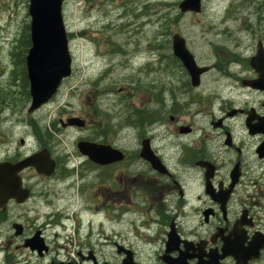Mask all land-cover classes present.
<instances>
[{
	"label": "flooded vegetation",
	"instance_id": "af4514ba",
	"mask_svg": "<svg viewBox=\"0 0 264 264\" xmlns=\"http://www.w3.org/2000/svg\"><path fill=\"white\" fill-rule=\"evenodd\" d=\"M244 29L252 36L243 47L236 39L232 49L212 47L200 78L201 86L213 74L208 93L174 61L167 67L181 75L170 70L169 84L153 86L155 97L151 90L159 111L127 105L99 122L95 111L58 117L61 130L87 133L70 154L29 119L36 147L21 153L19 139L0 163L46 151L54 166L50 175L18 172L17 197L0 200V264H264V36L251 23ZM22 111L0 105V118ZM70 118L83 126L66 125ZM82 142L100 149V163L80 152ZM113 151L122 159L102 163Z\"/></svg>",
	"mask_w": 264,
	"mask_h": 264
},
{
	"label": "rangeland",
	"instance_id": "374dc122",
	"mask_svg": "<svg viewBox=\"0 0 264 264\" xmlns=\"http://www.w3.org/2000/svg\"><path fill=\"white\" fill-rule=\"evenodd\" d=\"M180 1L66 0L62 15L66 32L72 35L68 45L72 74L61 83L55 101L33 116L27 117L23 111L18 112V119L15 114L2 113L0 159L5 157L8 146L15 148L19 139L26 143L25 148H20L21 153L36 147L33 132L27 127L29 119L47 128L53 140L59 143L58 151L70 154L74 140L87 133L77 129L61 130L58 117L92 115L95 111L97 116L91 118L99 122L103 113L116 115L127 105L159 111L161 105L151 102V90L154 97L157 95L153 86L162 88L163 84H169L170 70L181 75L179 68L167 67L175 61L168 43L175 33L185 39L200 66L214 62V44L232 49L236 39L243 47L252 36L244 29L249 23L254 28V37L264 36V22L258 25L255 21V14L264 17V0H203L199 14L183 15L177 9ZM27 9L28 0H0V98L8 93L9 86L12 91L19 90L17 85L21 79L9 78V75L16 70L17 59L12 51L21 39L24 24L29 22ZM166 13L170 17H181L176 23H163ZM158 44L161 48L157 49ZM147 71L152 73L149 79L144 77ZM96 80L99 81L94 83ZM214 85L213 74L208 73L198 92L208 93ZM122 88L128 95L117 93ZM103 90L104 94L100 95ZM162 95L168 104L166 93ZM17 102L15 95L3 103L2 108L8 103L11 107L17 106Z\"/></svg>",
	"mask_w": 264,
	"mask_h": 264
},
{
	"label": "water",
	"instance_id": "95a60500",
	"mask_svg": "<svg viewBox=\"0 0 264 264\" xmlns=\"http://www.w3.org/2000/svg\"><path fill=\"white\" fill-rule=\"evenodd\" d=\"M28 14L30 17V47L25 57L26 75L29 82L31 97L28 112L37 110L56 93L61 81L71 74V57L68 50L67 33L62 17V5L65 0H28ZM181 14L200 13L201 0H182L178 4ZM173 55L178 58L189 74L191 85H199V78L208 71L207 67L195 64L193 56L186 49L185 41L175 34L172 37ZM68 126L82 127L83 122L78 118L66 121ZM65 125V126H66ZM78 148L82 154L91 153L100 163V149L95 145L79 143ZM88 148L92 149L90 152ZM106 161L110 163L122 159L120 153L107 152ZM28 166L45 175L53 171L54 162L48 152L42 151L34 154L14 165L0 163V200L16 198V190H20L21 183L17 173ZM0 201V202H1Z\"/></svg>",
	"mask_w": 264,
	"mask_h": 264
},
{
	"label": "trees",
	"instance_id": "16d2710c",
	"mask_svg": "<svg viewBox=\"0 0 264 264\" xmlns=\"http://www.w3.org/2000/svg\"><path fill=\"white\" fill-rule=\"evenodd\" d=\"M180 17H181V15H176L175 17H170L169 13H166L163 16V23L166 21H169L170 24L176 23L178 18H180ZM24 25L25 26L23 27V31L21 33V39L18 40L16 46L13 48V51H12V54H14L13 57L17 59L16 64L14 66L16 68V75L19 78L21 76L23 79L21 89H22V94H24L25 102L22 101V105H20V102H19V106H18L19 110L23 109L29 100L28 82H27V79L25 76L24 55H25V53H26V51L30 45V42H29L28 26L26 24H24Z\"/></svg>",
	"mask_w": 264,
	"mask_h": 264
}]
</instances>
